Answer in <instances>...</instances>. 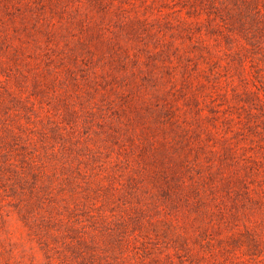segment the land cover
<instances>
[{
	"label": "rangeland",
	"instance_id": "374dc122",
	"mask_svg": "<svg viewBox=\"0 0 264 264\" xmlns=\"http://www.w3.org/2000/svg\"><path fill=\"white\" fill-rule=\"evenodd\" d=\"M0 264H264V0H0Z\"/></svg>",
	"mask_w": 264,
	"mask_h": 264
}]
</instances>
